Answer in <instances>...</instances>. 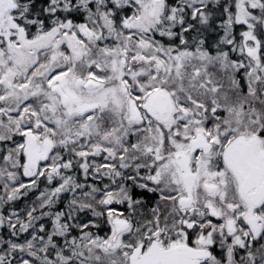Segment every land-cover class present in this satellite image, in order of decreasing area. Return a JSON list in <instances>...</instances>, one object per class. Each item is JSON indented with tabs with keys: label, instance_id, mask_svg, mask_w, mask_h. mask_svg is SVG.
I'll use <instances>...</instances> for the list:
<instances>
[{
	"label": "snow or ice",
	"instance_id": "6c2138e0",
	"mask_svg": "<svg viewBox=\"0 0 264 264\" xmlns=\"http://www.w3.org/2000/svg\"><path fill=\"white\" fill-rule=\"evenodd\" d=\"M0 264H264V0H0Z\"/></svg>",
	"mask_w": 264,
	"mask_h": 264
}]
</instances>
